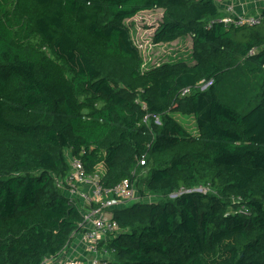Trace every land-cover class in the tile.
Here are the masks:
<instances>
[{
	"label": "trees",
	"instance_id": "16d2710c",
	"mask_svg": "<svg viewBox=\"0 0 264 264\" xmlns=\"http://www.w3.org/2000/svg\"><path fill=\"white\" fill-rule=\"evenodd\" d=\"M221 1L0 0V264L83 231L68 150L104 188L136 181L105 264H264V21L227 27ZM150 10L152 43L193 61L144 68L127 21Z\"/></svg>",
	"mask_w": 264,
	"mask_h": 264
},
{
	"label": "built area",
	"instance_id": "2783aa9c",
	"mask_svg": "<svg viewBox=\"0 0 264 264\" xmlns=\"http://www.w3.org/2000/svg\"><path fill=\"white\" fill-rule=\"evenodd\" d=\"M235 1L223 0L220 3L222 9L226 11L221 20L227 27L258 25L264 21L263 9L254 13L239 12ZM188 92V88L183 90V94ZM67 157L70 170L58 180V185L67 186L70 195L80 201L84 222L83 231L79 233V237L81 241H84L85 251L84 254L72 259L67 256L66 250L57 257L46 258L42 264H105L109 251L104 242L120 231L118 222L113 218L112 210L122 203L139 198L136 181L127 177L114 187L104 188L100 184V176L87 174L79 158L73 154ZM141 164H145V158L141 159ZM81 184L85 189L81 187ZM240 212L251 214L245 207Z\"/></svg>",
	"mask_w": 264,
	"mask_h": 264
},
{
	"label": "rangeland",
	"instance_id": "374dc122",
	"mask_svg": "<svg viewBox=\"0 0 264 264\" xmlns=\"http://www.w3.org/2000/svg\"><path fill=\"white\" fill-rule=\"evenodd\" d=\"M235 3L237 5V0L235 1ZM224 12L223 15L226 14V11ZM161 13V10L144 11L143 13L138 14V16L133 19V21H127L129 26L131 27L135 42L142 51L144 58V68H149L154 64H159L161 62L177 58H184L193 61L192 51L187 46V37L171 43H162L158 45L152 43L150 39L154 30V28L152 27H155L158 23L159 19L161 18ZM207 85L208 84H205L204 86ZM182 117L183 118H181V120L184 121L185 124H187L190 128H196L193 117ZM67 153L68 155H71V151L68 150ZM147 170L148 169H145L143 174H146ZM81 187L85 189L83 184H81Z\"/></svg>",
	"mask_w": 264,
	"mask_h": 264
},
{
	"label": "crops",
	"instance_id": "0c3cea01",
	"mask_svg": "<svg viewBox=\"0 0 264 264\" xmlns=\"http://www.w3.org/2000/svg\"><path fill=\"white\" fill-rule=\"evenodd\" d=\"M263 8H264V0H237L236 9L239 12L246 11V12L254 13V12H257L259 10H262ZM223 12H224V10H223ZM187 44H188L187 45L188 48L191 49L192 45H191V42L189 41V38L187 40ZM194 122H195V120H194ZM70 154H72V152ZM67 156H69L68 153H67ZM79 236H80L79 234L76 236V238L72 241V243L70 244L69 248L66 251L67 256L71 257L72 259H75V258H77V256L84 254V251H85L84 241H81V237H79Z\"/></svg>",
	"mask_w": 264,
	"mask_h": 264
}]
</instances>
